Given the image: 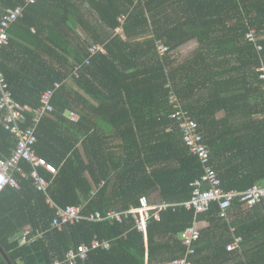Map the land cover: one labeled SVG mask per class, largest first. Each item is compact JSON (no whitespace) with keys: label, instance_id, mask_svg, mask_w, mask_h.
<instances>
[{"label":"trees","instance_id":"1","mask_svg":"<svg viewBox=\"0 0 264 264\" xmlns=\"http://www.w3.org/2000/svg\"><path fill=\"white\" fill-rule=\"evenodd\" d=\"M18 6L21 16L0 48V72L12 98L29 108L39 107L42 92L61 83L34 146L57 168L54 175L40 169L57 205L83 204L85 213L104 214L137 206L141 196L150 201L153 192L167 203L187 201L202 168L169 117L171 93L198 123L224 190L243 191L264 180V0H0V19ZM87 6L99 23L85 17ZM250 30L255 41L246 38ZM192 40L197 46L190 58H173L172 51ZM95 43L105 52L86 64ZM158 43L168 47L164 55ZM71 111L77 120L67 117ZM23 116L26 128L31 112ZM112 130L118 148L103 147L102 132ZM15 144L0 123V157ZM16 175L19 187L0 191V245L13 264H53L94 238L110 247L91 251L78 264H169L185 251L179 234L193 223L192 210L160 211L159 220H148L145 236L131 220L50 229L55 210L30 178ZM218 212L213 202L196 216L208 225L191 264H264L263 206L245 209L235 201L229 225ZM26 226L45 232L20 245L17 236ZM234 236L242 238L241 251L226 249ZM0 264H6L1 255Z\"/></svg>","mask_w":264,"mask_h":264},{"label":"built area","instance_id":"2","mask_svg":"<svg viewBox=\"0 0 264 264\" xmlns=\"http://www.w3.org/2000/svg\"><path fill=\"white\" fill-rule=\"evenodd\" d=\"M27 3H34L35 0H25ZM19 16H21V7H17L13 11L4 14L0 19V48L8 44L7 28ZM120 23H123L125 16L118 18ZM120 29V28H118ZM117 29V30H118ZM246 38L249 41H255L256 36L254 30L246 33ZM168 47L163 43H158L157 51L159 55H164ZM89 56L86 58V64L89 63V58L95 53L101 51L105 52L100 44H92L89 48ZM80 66L75 65L73 72L76 73ZM259 70H263L260 67ZM264 78V74L260 75ZM61 83L56 82L52 88H48L42 92L40 96V105L37 108H29L21 106L16 102L11 95L8 83L4 75L0 72V123L13 134L16 144L13 147L8 157H0V191L10 186L18 188L19 183L17 175L23 178H30L34 188L43 193L46 197V202L50 208L55 210V213L50 221L49 228H56L61 230L65 225H73L82 221L87 222H102L108 223H124L131 220L133 228L146 235L147 222L150 218L159 220V212L167 208H174L176 206H183L186 210L194 212V220L190 226H187L179 234L181 244L185 247L182 256L175 258L169 264H191L190 256L195 253V246L201 237V228L197 225L196 216L200 213H205L209 210L211 204L216 202L219 208L218 218L226 222L228 225L231 221V207L236 201L239 206L245 209L261 204L264 208V180L252 184L249 188L243 191L230 189L224 190L221 186V180L216 171L211 165L209 149L203 138V134L199 129V125L190 112L183 107L181 101L174 93L169 96V102L173 110L169 117L174 119L182 133L183 140L187 145L189 151L195 155L202 168V174L196 178L192 183V192L187 201L179 203H167L160 201L156 204H150L146 196L139 198L137 206H130L125 210H108L106 213L99 211L84 212V205H66L59 206L49 197L48 187L50 181L40 173V169L54 175L57 168L47 161L44 157L39 156L35 151V144L37 141L36 130L44 116L51 113L54 108L52 105V98L54 91L60 87ZM31 112V124L23 128L22 122L25 120L23 111ZM67 117L73 121L77 120V114L69 112ZM264 117V113H263ZM23 163L29 166L27 172L23 168ZM103 185V181L99 187ZM97 188L91 194L94 195ZM231 234H234V227L229 226ZM44 230L39 228L32 230L30 226L24 227L18 234L17 239L20 245L33 242L44 234ZM242 238L234 236L233 241L227 244L228 251H241ZM110 247L108 240L92 239L89 243H80L75 248H70L63 259L55 260L53 264H78L87 260L89 253L94 250H107Z\"/></svg>","mask_w":264,"mask_h":264},{"label":"crops","instance_id":"3","mask_svg":"<svg viewBox=\"0 0 264 264\" xmlns=\"http://www.w3.org/2000/svg\"><path fill=\"white\" fill-rule=\"evenodd\" d=\"M89 12H92L89 8H88V6H87V11H86V15H85V17L89 20V22L91 21V18H93V20H94V22L93 23H99L97 20H96V16H95V18L94 17H92L90 14H89ZM118 29V28H117ZM115 29V33H118V34H120L119 32H121V28L120 29ZM192 41H194V40H192ZM190 42V41H189ZM195 42V41H194ZM196 43V42H195ZM187 44V43H186ZM185 45V44H184ZM184 45H182V46H184ZM196 46H197V43H196ZM196 46H195V48H196ZM194 48V49H195ZM193 49V50H194ZM70 84H72L71 83V81H70V83H69V85ZM74 113H76L75 111H73ZM69 114V113H68ZM114 132H115V130L113 131H110V132H108V131H106V133H104V132H102L103 133V136H104V138H105V140H103L104 142H102V145H103V147H106V146H112V145H115L114 147L115 148H118V145H119V138H117L116 136H114L113 134H114ZM110 134V135H109ZM151 195V194H150ZM158 198V197H157ZM156 198V199H157ZM149 200H150V196H149ZM160 201H161V199H160ZM152 204V203H151ZM156 204V203H155ZM231 222V221H230ZM197 225L202 229V228H204V227H206L207 225H208V222L206 221V220H200V221H197ZM233 235V234H232Z\"/></svg>","mask_w":264,"mask_h":264},{"label":"rangeland","instance_id":"4","mask_svg":"<svg viewBox=\"0 0 264 264\" xmlns=\"http://www.w3.org/2000/svg\"><path fill=\"white\" fill-rule=\"evenodd\" d=\"M121 33V32H119ZM196 43L194 41H190L187 44H185L184 46H181L179 49L172 51L171 55L173 56V58L177 59L178 61H181L185 58H190V56L192 55L193 49L195 48ZM70 78H68L66 80L67 84L70 83ZM72 83V81H71ZM71 87H75L72 84H70ZM75 89L77 90V88L75 87ZM69 112H66V115H68ZM158 197V198H157ZM157 198V199H156ZM150 203L155 204V203H159L160 202V198L158 196L157 192H153L150 195Z\"/></svg>","mask_w":264,"mask_h":264},{"label":"water","instance_id":"5","mask_svg":"<svg viewBox=\"0 0 264 264\" xmlns=\"http://www.w3.org/2000/svg\"><path fill=\"white\" fill-rule=\"evenodd\" d=\"M0 255L4 259L6 264H13L10 257L8 256V254L5 252V250L3 249V247L1 245H0Z\"/></svg>","mask_w":264,"mask_h":264}]
</instances>
